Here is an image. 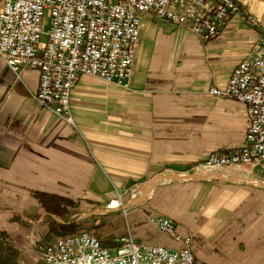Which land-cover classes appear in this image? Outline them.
Masks as SVG:
<instances>
[{
    "label": "crops",
    "instance_id": "obj_1",
    "mask_svg": "<svg viewBox=\"0 0 264 264\" xmlns=\"http://www.w3.org/2000/svg\"><path fill=\"white\" fill-rule=\"evenodd\" d=\"M237 1L259 25L236 14L210 40L145 14L131 87L81 76L74 124L35 99V69L18 76L0 57V234L13 246L0 247L2 260L6 250L20 264H43L37 244L58 236L79 199L107 205L120 190L126 214L110 210L106 237L97 233L108 245L130 231L143 243L183 247L152 221L164 215L192 237L200 264H264L260 170L200 167L246 138L245 104L209 92L264 37V0Z\"/></svg>",
    "mask_w": 264,
    "mask_h": 264
},
{
    "label": "built area",
    "instance_id": "obj_2",
    "mask_svg": "<svg viewBox=\"0 0 264 264\" xmlns=\"http://www.w3.org/2000/svg\"><path fill=\"white\" fill-rule=\"evenodd\" d=\"M145 14L183 26L205 40L219 36L236 14L259 25L237 0H3L0 57L18 76L25 68L35 69L39 76L35 99L74 124L71 96L81 76L131 87ZM209 92L245 104L248 128L240 147L211 153L200 167L258 168L261 176L253 182L260 180L257 184L264 186V37L235 66L228 83ZM127 207L118 190L104 211L122 209L126 214ZM152 221L184 246L143 243L130 231L112 246L96 232L82 229L37 244L36 250L43 264H200L192 237L181 235L172 217L160 215Z\"/></svg>",
    "mask_w": 264,
    "mask_h": 264
},
{
    "label": "rangeland",
    "instance_id": "obj_3",
    "mask_svg": "<svg viewBox=\"0 0 264 264\" xmlns=\"http://www.w3.org/2000/svg\"><path fill=\"white\" fill-rule=\"evenodd\" d=\"M153 182L155 181H152L151 183L153 184ZM254 182L258 183L257 181H254ZM94 203H96L94 199H79V204L77 205L76 209H74V212L72 214L68 216H62L61 218L60 217L59 218L64 223L66 222L67 224L69 223L79 224L78 231L82 229L92 230L96 233L99 232L105 238L106 235H104L105 233L103 231L102 226L104 225L105 221L110 220L109 216L111 215L110 214L111 211H104L106 210V205H103V204L95 205ZM50 231L52 232V229ZM57 235L59 236L61 234H57ZM0 236H1L0 241L3 247V248L1 247L2 249H4V247H7V248L13 247L5 235H2L1 233ZM1 255L4 258H7L8 256H11V253H9V251L4 250L3 252H1ZM14 263L20 264L19 262H16V260H14Z\"/></svg>",
    "mask_w": 264,
    "mask_h": 264
},
{
    "label": "trees",
    "instance_id": "obj_4",
    "mask_svg": "<svg viewBox=\"0 0 264 264\" xmlns=\"http://www.w3.org/2000/svg\"><path fill=\"white\" fill-rule=\"evenodd\" d=\"M50 196H53V195H50ZM78 228H79V224H77V223L61 224L59 229L55 228L54 232L56 234L63 235V234H69V233L76 232V231H78ZM49 233L52 234V236L55 234V233H53L51 231ZM1 246H2V244H1V241H0V247ZM0 264H15V263L12 260V255H11V256H8L7 258L3 259V260L0 258Z\"/></svg>",
    "mask_w": 264,
    "mask_h": 264
},
{
    "label": "bare ground",
    "instance_id": "obj_5",
    "mask_svg": "<svg viewBox=\"0 0 264 264\" xmlns=\"http://www.w3.org/2000/svg\"><path fill=\"white\" fill-rule=\"evenodd\" d=\"M258 181L262 183V181H260V180H257V182H258ZM153 184H154V182H153ZM153 184L151 183L149 187H151Z\"/></svg>",
    "mask_w": 264,
    "mask_h": 264
}]
</instances>
